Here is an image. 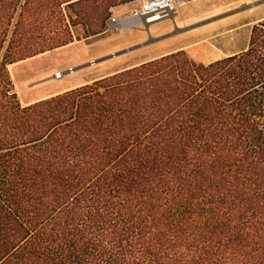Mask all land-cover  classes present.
Wrapping results in <instances>:
<instances>
[{
  "label": "trees",
  "instance_id": "obj_1",
  "mask_svg": "<svg viewBox=\"0 0 264 264\" xmlns=\"http://www.w3.org/2000/svg\"><path fill=\"white\" fill-rule=\"evenodd\" d=\"M116 1L0 0V264H264V21L209 64L179 50L14 93L8 62L72 43L71 25L103 33Z\"/></svg>",
  "mask_w": 264,
  "mask_h": 264
},
{
  "label": "rangeland",
  "instance_id": "obj_2",
  "mask_svg": "<svg viewBox=\"0 0 264 264\" xmlns=\"http://www.w3.org/2000/svg\"><path fill=\"white\" fill-rule=\"evenodd\" d=\"M40 1L45 2V0ZM241 1L244 3L239 4ZM260 1L262 0H185L179 7V15L176 18L177 28L183 29L228 13L244 5ZM112 7H117L119 15H128L129 11L134 7V0H117ZM61 8L65 14V23L72 24L70 16L73 19L76 16L72 13V9L68 7V3H63ZM44 16L45 12L43 8L39 9L38 23L41 24L38 25L37 30L41 38L53 36L58 27L56 15L53 14L48 18ZM263 16L264 3L225 18L221 21L223 27L218 32L220 34L212 40L214 43L212 45L228 52L243 49L248 45L249 33L252 31L253 26L264 20L254 24L253 22ZM71 26L74 34V41L72 43L40 52L18 62L7 63L6 69L11 87L22 105H26L38 97H43L78 84V86L73 88L92 83L97 79L140 65L145 63L143 61L159 53L176 49L190 41L186 39V35L170 37L69 73L70 69L78 68L91 61L152 40L151 38L143 40L146 36V33L143 31L129 30L121 32L112 27L109 28L108 25H106L103 33L83 38L85 28L81 24ZM156 26L163 29L172 28V31H175V24L171 19L164 20ZM156 26L152 25L150 31ZM79 37L82 39L78 40ZM201 46L206 51L207 47L213 48L211 44H202ZM187 54L191 57L189 51ZM57 73H61L62 76L57 77Z\"/></svg>",
  "mask_w": 264,
  "mask_h": 264
},
{
  "label": "crops",
  "instance_id": "obj_3",
  "mask_svg": "<svg viewBox=\"0 0 264 264\" xmlns=\"http://www.w3.org/2000/svg\"><path fill=\"white\" fill-rule=\"evenodd\" d=\"M242 3H244V2L241 1V3H239V4H242ZM239 4H237V5H239ZM255 7H257V6H255ZM225 18H227V17H225ZM225 18L217 20V21H214V22H211V23H208V24H205V25H202L200 27H197V28H194V29H191V30H188L186 32H182V33H179V34H175L173 36H169V37H167L169 34L175 32L176 30L179 29V28H177L176 20H175V22L173 21L174 24H175V31H172V28L163 29L161 27L156 26L162 21L157 22L156 24H153V26H156V27L152 31H150V27L152 26L151 25L149 27V29L143 31V32L146 33L145 34L146 36L143 38V40H147V39H150V38L152 40H156L157 38H161L160 40H157V41L153 42L152 44L160 42V41L165 40V39L170 38V37L171 38L172 37H177L179 35L180 36L186 35V39H189L190 41H188L186 44H183V45L179 46L176 49L168 50V51L159 53V54L155 55L154 57L149 58V59H147V60H145L143 62L154 60V59L159 58V57H161L163 55L170 54L172 52H176V51H179V50H184V51H186V53H188V51H189V53H191V58L193 60H195L197 62H200V63L209 64V63L215 62L217 60L223 59L225 57H228V56H231V55H235V54H238V53L244 51L247 48L248 45H246L243 49L238 50V51H234V52H228L226 50H221V49L217 48L216 46L214 47L212 45V44H214L212 42V40L214 38H216L220 34V33L218 34V32L223 27L221 21L224 20ZM262 20H264V16L258 18L257 20H255L253 22V24L257 23L258 21H262ZM139 31H141V30H139ZM250 33H251V31H250ZM250 33H249L247 44L249 43ZM202 44H211V46H213V48L207 47V51H206L204 49V47L201 46ZM78 85H75V86H78ZM75 86H71V87L65 88L63 90L54 92L52 94L45 95L43 97H38L35 100L30 101L28 103H33V102L48 98L50 96L62 93L64 91H67V90L75 87Z\"/></svg>",
  "mask_w": 264,
  "mask_h": 264
},
{
  "label": "built area",
  "instance_id": "obj_4",
  "mask_svg": "<svg viewBox=\"0 0 264 264\" xmlns=\"http://www.w3.org/2000/svg\"><path fill=\"white\" fill-rule=\"evenodd\" d=\"M185 0H134V7L128 15H119L117 7L110 9L107 21L109 28L121 32L129 30L145 31L157 22L173 20L179 15V7Z\"/></svg>",
  "mask_w": 264,
  "mask_h": 264
},
{
  "label": "water",
  "instance_id": "obj_5",
  "mask_svg": "<svg viewBox=\"0 0 264 264\" xmlns=\"http://www.w3.org/2000/svg\"><path fill=\"white\" fill-rule=\"evenodd\" d=\"M262 3H264V0H262V1L258 2V3L249 4V5H244V6L240 7V8H238V9H235V10L230 11V12H228V13L222 14V15H220V16L213 17V18H211V19L205 20V21H203V22H199V23H197V24H194V25H192V26H189V27H186V28H183V29H178V30H176L175 32L169 34L167 37H169V36H173V35H175V34H179V33H182V32H186V31H188V30H191V29H194V28L200 27V26H202V25H205V24H208V23H211V22H214V21H217V20L223 19V18H225V17H228V16H231V15H234V14L240 13V12L246 10V9L253 8V7L258 6V5L262 4ZM165 38H166V37H165ZM160 39H161V38H157L156 40H151V41H149V42H145V43H143V44H140V45H137V46H134V47H131V48H128V49L122 50V51H120V52L113 53V54H111V55H109V56H106V57H103V58H101V59L91 61V62H89V63H87V64H85V65L79 66L78 68L70 69V70H69V73H70V72H74V71H76V70L84 69V68H86V67H89V66H92V65H94V64H97V63H100V62L106 61V60L111 59V58H113V57H117V56H120V55L126 54V53H128V52H131V51H134V50H136V49H139V48H141V47H143V46H147V45H149V44H152L153 42H155V41H157V40H160ZM61 76H62V75H61Z\"/></svg>",
  "mask_w": 264,
  "mask_h": 264
},
{
  "label": "bare ground",
  "instance_id": "obj_6",
  "mask_svg": "<svg viewBox=\"0 0 264 264\" xmlns=\"http://www.w3.org/2000/svg\"><path fill=\"white\" fill-rule=\"evenodd\" d=\"M56 76H57V77H61V73H57Z\"/></svg>",
  "mask_w": 264,
  "mask_h": 264
}]
</instances>
